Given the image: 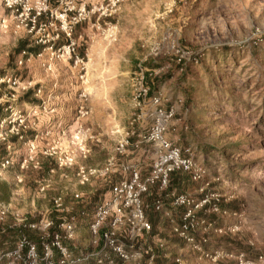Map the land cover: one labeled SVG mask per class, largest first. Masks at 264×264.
<instances>
[{
  "label": "rangeland",
  "instance_id": "rangeland-1",
  "mask_svg": "<svg viewBox=\"0 0 264 264\" xmlns=\"http://www.w3.org/2000/svg\"><path fill=\"white\" fill-rule=\"evenodd\" d=\"M17 1L14 9H8L0 0V79L19 82L0 84V187L7 185L5 193L0 189V196L7 195L0 203L9 208L6 221L12 225L15 217L31 223L47 219L54 226L49 218L54 213L60 234L59 223L74 217L70 213L76 205L89 204L97 191L105 189L99 194L101 202L110 181L128 178L117 171L80 183V167L101 169L111 157L115 165L138 166L142 179L148 176L157 148L135 145L137 136L151 125L152 110H143L144 119L134 125L126 152L115 155V148L138 113L132 93L137 65L150 62L151 79L157 78L154 94L161 96L163 108H174L165 138L183 151L190 149L193 160L206 170L202 182L189 181L193 186L188 185L184 194L197 198L198 188L207 183V195L237 209L212 213L207 208V216L224 233L207 231L204 249L230 255L216 263L207 259V264H237V254L251 264H264V0H76L75 6H83L85 12L71 33L74 54L82 59L78 63L73 54L68 58L57 52L54 44L64 35L58 26V40H50L55 33L51 29L46 37L25 26L32 11L43 8V0ZM49 1L53 11L58 0ZM49 21L48 14L38 20ZM22 42L27 48H42L37 55L18 53ZM185 52L190 56L182 59ZM191 57L196 62L188 66L184 80L182 72L171 73V59ZM158 63L163 65L155 68ZM28 91L32 94L26 102L22 95ZM80 148L88 153L83 155ZM68 157L73 158L70 166ZM46 158L53 164L47 173H40ZM2 159L9 163L2 166ZM151 187L159 193L166 190ZM144 195L141 201L147 210ZM58 197L63 211L53 206ZM160 201L170 208L169 199ZM92 212L93 208L74 217L76 233L71 240L60 234L61 245L74 259L91 250ZM30 231L41 241L50 239ZM9 236L0 241L3 251H12L21 237L15 236L11 245ZM150 240L147 244L153 245ZM58 258L53 250V261Z\"/></svg>",
  "mask_w": 264,
  "mask_h": 264
},
{
  "label": "built area",
  "instance_id": "built-area-1",
  "mask_svg": "<svg viewBox=\"0 0 264 264\" xmlns=\"http://www.w3.org/2000/svg\"><path fill=\"white\" fill-rule=\"evenodd\" d=\"M75 1L58 0V6L52 11L50 6L48 7L50 1L43 0V8L32 11L31 18L25 26L29 27L30 32L35 28L37 32L43 33H46L48 29H51L52 33L55 31L50 40L59 39L58 26L68 43L58 48L57 52L61 53V56L67 55L68 58H71L73 54L75 62L78 63L82 62V59H78L74 54L76 42L71 38V33L73 28L85 19V12L83 6L79 8L75 6ZM4 2L5 7L14 9L18 1L4 0ZM43 14L49 15V22H38ZM45 35L49 37L48 33ZM52 48L53 45L49 46V49L52 50ZM189 56L190 52H185L182 59H187ZM146 72L147 70L139 63L132 82L134 107L138 113L129 123L130 132H126L117 142L115 155H123L126 152L130 138L134 135V125L144 119L143 110L145 108L152 110L151 125L145 134L137 136L139 141L135 145L137 147L138 144L147 143L157 148L156 158L148 176L142 179L138 166L115 165L114 157H111L101 169L80 167L78 175L81 177L82 185L88 182V178L95 175H108L117 171L128 174V178L114 182L109 187L107 196L93 208L88 225L91 250L81 252L74 259L67 248L61 245V233L65 240H71L76 233L75 218L69 217L68 219L63 218L59 223L60 234H54L50 241H41V254L38 253L35 243L21 235L12 251L0 249V263L6 261L7 264L20 262H28V264H128L131 261H142L143 264H156L157 259L160 258L158 251L163 249L164 244L162 241H157L154 245H144V241L147 243V239L151 237L152 226L146 217L145 206L141 201L142 195L146 194L148 188L155 184L158 185L159 190L166 189L171 174L177 172L185 174L192 183L202 182L206 170L193 160L190 149L183 151L165 138L168 123L174 115V108H163L161 96L159 94L150 95L149 87L145 84ZM4 82H7L9 86L19 84L16 79L6 77L0 79V84ZM80 152L83 155L88 153L83 148H80ZM2 160V166L9 163L8 160ZM65 160L68 162L66 166H70L73 158L68 157ZM62 164L60 163V166ZM206 186L207 183L198 188L197 198L188 193L173 192L166 195L170 201L168 210L163 207L160 200H156L153 206L155 212L167 219L171 233L178 240L198 253L201 258L216 263L219 259L230 255L221 250L210 253L204 249L208 240L207 231L215 234L224 233L221 227H216L215 222L207 221V208L209 212H218L219 200L215 195H207ZM75 198H79V195L76 194ZM53 206L56 211L59 210L62 206L60 197L54 199ZM172 209L177 212L176 216H172ZM61 210L63 211V209L59 211ZM8 214V206L0 203V227L5 223ZM52 226L53 223L47 219L39 223H31L25 218L15 217L10 228L22 227L27 230H37L49 237L48 232ZM228 230L231 231V229ZM139 240H142V243H139ZM53 250L59 255L57 261H53ZM235 256L237 264H251L243 254ZM173 263L182 264V258L177 256Z\"/></svg>",
  "mask_w": 264,
  "mask_h": 264
},
{
  "label": "trees",
  "instance_id": "trees-1",
  "mask_svg": "<svg viewBox=\"0 0 264 264\" xmlns=\"http://www.w3.org/2000/svg\"><path fill=\"white\" fill-rule=\"evenodd\" d=\"M68 43L67 39L64 37V35L61 34V37H60V40L54 44V46L56 48H60L64 45H66ZM27 43H21L19 48L17 49V52L18 53H22L24 52L25 54H32V55H37L39 54V51L41 50L42 47L40 46H34V47H29L27 48ZM81 55L82 58H84V54L81 50V52L79 53ZM192 60H185V61H177L178 58H175V59H171V61L169 59H166V63L167 62H172L173 65H172V69H171V73L172 72H177V71H180L182 72L183 74V77L182 79L180 80H184L186 76V73L188 71V66H190L191 64H193V62L195 61L196 62V57H191ZM195 58V59H193ZM161 65H163V63H158L157 65H155V68H159L161 67ZM146 70V77H145V84L149 87V90H150V95L154 94L155 92V89L157 88V86L155 85V82H153L154 80L157 81V78L154 77V79H151V72L153 71H150L149 69L147 68H153V65L150 64V62H144L143 65H142ZM170 73V72H169ZM169 73L168 75H166L164 78L167 79L169 78ZM31 92L28 91L27 93L23 94L22 95V100L26 101V102H29L30 98H31ZM187 104H189V102H187ZM2 116V108L0 107V118ZM52 161L51 159H48L46 158L43 162H42V168H41V171L40 173H47V171L51 168V165H52ZM55 165V164H54ZM184 174L180 173V172H177V173H173L171 174L170 176V181H169V184H168V187L166 188V190L164 191V193L162 192H158L157 189L155 187H151L148 189V192L143 196L142 200H144V203L149 206V210L151 211V208L153 207V203L156 201V200H162L163 203H166L167 200H164L163 198V195L167 194V193H171L172 191L175 190V193L176 194H184L185 193V189L187 188V186H193L191 185L192 183H190L188 180H185L183 178ZM114 182L110 181L109 182V187L113 184ZM7 185L6 184H2L0 189L3 190V192L5 193V189ZM1 192V194L3 193ZM3 193V194H4ZM105 193V189L102 190L101 192L97 191V193L95 195H93L92 197V201L89 203V204H79V205H76L74 208H73V212L70 213V215L76 217V218H80L81 216H84L85 213H88L90 211L91 208H94V206L96 205V203L98 204V201H99V194H103ZM1 195L0 196V199L1 200H6L7 199V195L6 196H3ZM95 204V205H94ZM93 206V207H92ZM219 206V209L221 212H231V213H235L237 211V209H235L234 207H231L229 206L228 204H218ZM148 210V211H149ZM58 215L54 214V213H50L49 214V218L52 219L54 222H55V225L58 221ZM148 221L151 223V226L153 228V226L156 224V217L155 215L151 212H148ZM207 221L208 222H215V220L212 218V217H209L207 216ZM53 226L49 229V238L50 239H53L54 237V234H56V232H58L57 230V226ZM10 222H7L5 221V223L0 227V235H1V242L4 241V240H7V236L8 235H11L9 236V238H11V245L13 244V241L15 239V236L19 237L20 235H23L25 236L30 242H33L36 244L37 246V250H38V253L41 254L42 252V248H41V240H39V238L35 235H33L34 233H31L30 230H27V229H24L22 227H14V228H10ZM217 226V225H216ZM151 233L154 234L153 230L151 231ZM152 236V234H151ZM50 239L48 241H50ZM238 255V254H237Z\"/></svg>",
  "mask_w": 264,
  "mask_h": 264
},
{
  "label": "crops",
  "instance_id": "crops-1",
  "mask_svg": "<svg viewBox=\"0 0 264 264\" xmlns=\"http://www.w3.org/2000/svg\"><path fill=\"white\" fill-rule=\"evenodd\" d=\"M185 175V174H184ZM186 176V175H185ZM188 178V177H187ZM188 181H190L188 179ZM191 182V181H190ZM196 185V183H193ZM193 188V187H192ZM167 200L166 197L163 198ZM154 205V203H153ZM169 203L167 204V206ZM147 206V205H146ZM149 206H147L146 217L148 219V212H152L156 217V224L153 226L152 230L154 232L151 233L152 236L149 237L150 242L154 245L157 241H162L164 244L163 249L159 250L160 258L158 259L159 264H174L173 260L177 256H186L187 260H185L182 264H207V260L200 257V255L190 249L186 244L180 242L170 231V225H168L167 219H165L160 213L154 211V206L149 210ZM167 210V209H166ZM180 211H178L179 213ZM172 216H176L177 212L174 209L171 210ZM172 237V238H171ZM144 245H148L146 241H144ZM170 242V243H168ZM207 249V247H206ZM183 261V259H182ZM134 264V263H129ZM225 264H227L225 262Z\"/></svg>",
  "mask_w": 264,
  "mask_h": 264
}]
</instances>
